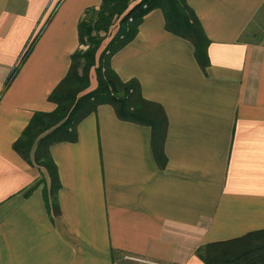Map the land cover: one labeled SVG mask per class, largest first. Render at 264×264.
<instances>
[{"label": "crops", "instance_id": "0c3cea01", "mask_svg": "<svg viewBox=\"0 0 264 264\" xmlns=\"http://www.w3.org/2000/svg\"><path fill=\"white\" fill-rule=\"evenodd\" d=\"M186 2L209 41L204 70L159 9L109 60L163 108L164 169L151 129L100 105L74 142L50 148L53 213L44 171L13 144L34 113L55 109L78 24L101 0H0V264H204L199 247L264 231V0Z\"/></svg>", "mask_w": 264, "mask_h": 264}, {"label": "trees", "instance_id": "16d2710c", "mask_svg": "<svg viewBox=\"0 0 264 264\" xmlns=\"http://www.w3.org/2000/svg\"><path fill=\"white\" fill-rule=\"evenodd\" d=\"M155 9L163 12L168 32L193 46L199 67L204 70L209 65V41L186 0H101L98 9L87 10L78 24L79 47L70 56L67 74L48 96L55 109L34 113L13 144L25 162L44 171L49 182L44 201L53 213L58 210L60 181L50 148L74 142L77 125L100 105H110L122 121L149 127L156 163L164 169L168 121L163 108L143 98L137 80L121 81L109 64L111 56L136 37L143 18ZM113 27H117L114 36L97 55ZM92 70L97 85L88 90ZM195 254L204 264H264V231L209 243L199 247Z\"/></svg>", "mask_w": 264, "mask_h": 264}, {"label": "rangeland", "instance_id": "374dc122", "mask_svg": "<svg viewBox=\"0 0 264 264\" xmlns=\"http://www.w3.org/2000/svg\"><path fill=\"white\" fill-rule=\"evenodd\" d=\"M83 50H84V48H83Z\"/></svg>", "mask_w": 264, "mask_h": 264}]
</instances>
